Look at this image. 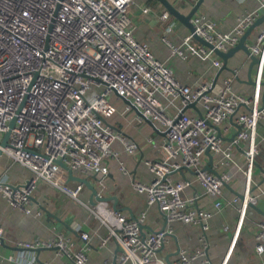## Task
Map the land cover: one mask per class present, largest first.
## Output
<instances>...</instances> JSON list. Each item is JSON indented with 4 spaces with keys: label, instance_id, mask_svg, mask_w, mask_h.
I'll use <instances>...</instances> for the list:
<instances>
[{
    "label": "built area",
    "instance_id": "built-area-1",
    "mask_svg": "<svg viewBox=\"0 0 264 264\" xmlns=\"http://www.w3.org/2000/svg\"><path fill=\"white\" fill-rule=\"evenodd\" d=\"M135 0H0V140L15 117L8 144L3 154L32 171L22 183L0 178V193L8 203L26 214L41 216L34 210L33 193L42 181L52 183L70 197L79 200L84 183L70 178V169L95 174L106 188L108 160L117 158L125 173L129 169L114 149L121 140L128 152L138 143L114 129L109 118L116 112L110 100L117 94L127 102V109L136 110L140 121L152 120L163 132L161 156L146 159L153 174L150 183L136 180L134 188L147 193L148 205H157L166 216L167 225L143 233L146 211L131 217L113 208L107 200L87 204L90 212L108 227L100 246L114 238L120 247L116 264H167L157 252L173 232L172 222L181 221L201 226L200 244L194 249L179 247L173 264H214L208 254L207 231L213 211L194 206L195 198L182 194L190 184L185 177L173 178L172 173L191 169L205 190L218 199L214 207L224 206V187L231 174L227 170L207 169L203 156L210 146L213 153H222L219 166L232 158V145L250 139L246 154L249 160L248 183L252 167L260 152L255 141L258 122L264 117V103L259 86L252 95L233 89L236 72L222 78L220 84L200 81L196 86L182 82L175 70L158 58L150 46L136 38L130 7ZM258 7L243 14L229 31L204 14L192 17L194 31L184 35L181 43L173 42V15L168 9L161 13L165 34L163 40L171 52L181 58L193 56L210 59L218 69L223 59L215 47L228 50L240 41L245 32L264 14V0ZM145 7L144 11H149ZM195 34L214 47L200 43ZM251 53L264 61V27L249 45ZM198 101L204 108L200 115L187 112L186 107ZM241 106L248 110L240 111ZM235 114L241 129L226 148L217 126ZM62 160V163L59 162ZM214 166V165H213ZM100 196L103 193L99 190ZM242 198L235 195L230 202ZM253 199L246 192L239 207V225L244 221L248 203ZM255 233V248L264 252V220ZM224 230L228 225L223 226ZM82 244L74 237L59 233L56 238L20 241L17 246L30 254L11 253L16 264H52L33 253L36 248L56 247L67 260L63 264H88L90 234L80 230ZM4 228L0 225V244Z\"/></svg>",
    "mask_w": 264,
    "mask_h": 264
},
{
    "label": "crops",
    "instance_id": "crops-1",
    "mask_svg": "<svg viewBox=\"0 0 264 264\" xmlns=\"http://www.w3.org/2000/svg\"><path fill=\"white\" fill-rule=\"evenodd\" d=\"M182 11H188L197 0H170ZM258 0H203L196 14H204L218 22L223 31L231 30L239 18L258 7ZM149 7L145 12L144 8ZM165 6L158 0H135L130 7L133 15L134 32L138 40L146 42L154 54L166 61L174 70L177 77L184 83L196 86L200 81H213L218 68L212 64L210 59L203 60L193 56L187 59L174 55L170 46L163 40L165 34L164 22L161 13ZM174 29L168 33L170 39L179 44L190 30L177 18L172 17ZM264 27V22L254 27L247 38L250 45L256 40L259 31ZM228 69L223 70L217 84L222 82L226 75L236 72L233 81L235 92L243 95H252L257 88V78L262 70V82H264V64L252 63V58L244 50H239L231 56L228 61ZM259 94L261 101L264 96V84L260 83ZM110 100L116 106V112L108 119L115 130L122 132L127 138L138 143V149L130 153L126 150L124 143L117 139L113 147L122 158L124 165L129 169L125 173L117 158L108 160L109 174L105 178L106 188L101 187L95 174L76 175L87 177L92 184L106 196H116L120 209L128 216L135 217L142 211H146V219L143 231H151L162 228L166 218L157 205H148L147 193L137 191L133 183L136 180L150 183L153 174L147 168L146 159L161 156V145L163 143V131L147 121L137 119L136 110H128L125 99L117 94H112ZM248 110L241 106L240 111ZM187 112L200 115L204 112L201 104L198 108L189 107ZM239 123L234 119H227L220 125L222 144L226 148L232 141L228 138L238 130ZM255 141L259 146L256 155L258 164L252 167L251 182L248 183L246 171L249 169V160L246 149L249 147L250 139H244L240 144L232 145V158L227 164L219 166L218 162L223 158L222 153H213L214 167L230 172L231 177L224 187V206L221 209L214 207L218 199L215 195L208 193L200 183L193 170L183 168L172 173L173 178L185 177L190 184L182 194L186 197L195 198L194 206L207 208L213 211L210 218V228L207 231L208 254L214 264H264V252L259 253L255 248V233L258 222L264 220V117L260 119L256 128ZM209 155L203 156L204 165L209 162ZM32 176V171L3 154L0 158V178L10 183H22ZM248 191L251 200L256 206H247L244 221L239 225L242 199L237 203L230 202L235 195L245 194ZM92 189L84 184L80 193V199H74L47 181L40 182L34 190V210L39 207L43 210L41 216L26 214L22 210L11 206L0 193V225L4 228L3 243L0 244V264H16L9 259L11 253H27L32 251L17 246L20 241H32L37 238H56L59 233L72 236L76 239L78 246L82 244L80 230H86L90 234V248L88 253V264H116L120 254L118 242L112 238L106 245L100 246L104 236L108 233V227L94 216L87 207L91 204ZM115 199L108 200L113 206ZM228 225L224 230L223 226ZM173 232L164 247L157 252V257L163 258L170 255L171 260L178 256L176 250L181 248L194 249L200 244L202 233L201 226L174 221ZM42 261H50L52 264H63L67 258L58 254L54 248H43L38 253L33 252ZM127 264H132L129 261ZM168 264V263H167Z\"/></svg>",
    "mask_w": 264,
    "mask_h": 264
},
{
    "label": "water",
    "instance_id": "water-1",
    "mask_svg": "<svg viewBox=\"0 0 264 264\" xmlns=\"http://www.w3.org/2000/svg\"><path fill=\"white\" fill-rule=\"evenodd\" d=\"M159 2H161L166 9H168L170 11V13L173 15V17L177 18L182 24H184L185 26H187L189 28L190 31H194V24L192 22V17L197 13L201 3L203 0H197V2L190 8V10H188L187 12L186 11H182L179 7H177L173 2H171L170 0H158ZM261 22H264V14L262 16H260V18L256 21L255 24H253L246 32L245 34L241 37L240 41L238 42L237 45L229 48L228 50H221V49H218L215 47V52L223 59V64L222 66L218 69L217 71V74L213 80V84L215 85L221 75V73L223 72V70L225 69H228L229 66H228V61H229V58L233 55H235V53L239 50H244L247 54L250 55V57L252 58V63H255V62H261V58H259L258 56L254 55L253 53H251V50L249 48V45L247 44V38L248 36L251 34L252 30L254 29V27L256 25H258L259 23ZM195 38L202 44L204 45H207L209 47H214V45L209 42L208 40L204 39L203 37L195 34L194 35ZM264 63V61H263ZM264 84V82H262ZM262 102L264 103V96H263V99H262ZM194 107V108H198V101H194V102H191L187 107ZM235 117V114H232L230 116V119H234ZM147 122H149L151 125L155 126L156 125L152 122V120L150 119H147ZM15 123V117L10 121L9 123V129L3 134L1 140H0V158L3 156V149L2 147L6 146L8 144V140H9V136H10V133H11V128L13 127ZM238 130L233 134L231 135L228 139L233 141L234 138L237 136V134L239 133L240 129H241V125H238ZM217 131H218V135L220 137H223V135L221 134V130H220V127L217 126ZM165 133V132H163ZM206 154L209 155V162L208 164L205 166L207 169L209 170H212V171H215L217 173V170L214 168V155H213V152L210 148V146L207 147L206 149ZM60 163H62V160H59ZM255 164H258V162L255 160ZM182 170V169H180ZM264 170V168H263ZM95 177H97V175H95ZM70 178L71 179H76V180H79L81 182H83L84 184H86L87 186H89L91 189H92V198H91V203H95L96 200H110V199H115V202L113 204V208L115 209H122V207H120L118 205V199L116 196H106V195H102L100 196L98 193H99V188L95 185V184H92L90 182V180L87 178V177H83V176H79V175H76V173L74 172V170L70 169ZM225 185L227 186L228 183L226 182ZM240 197L242 199L245 198V194H240ZM248 205H251V206H256L254 203H252L251 201L248 203ZM165 216V215H164ZM166 218V216H165ZM167 225V219L163 225L162 228H165ZM145 234V232H143ZM54 249H56V247H53ZM43 249V247H39V248H36L35 251H37L38 253L40 252V250ZM162 249V248H161ZM160 249V250H161ZM176 254L179 253V248L176 250L175 252ZM39 259V257H38ZM40 260V259H39ZM166 260H167V263L168 264H173V261L171 260L170 258V255H168L166 257Z\"/></svg>",
    "mask_w": 264,
    "mask_h": 264
}]
</instances>
